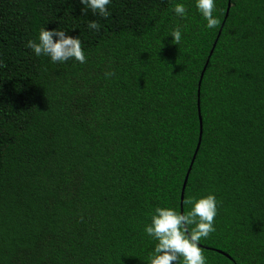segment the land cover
Here are the masks:
<instances>
[{"label": "trees", "instance_id": "16d2710c", "mask_svg": "<svg viewBox=\"0 0 264 264\" xmlns=\"http://www.w3.org/2000/svg\"><path fill=\"white\" fill-rule=\"evenodd\" d=\"M82 8L0 0V264H146L154 208H184L200 80L184 199L214 193L218 211L199 246L264 264V0H216L211 30L194 0ZM42 26L79 36L85 62L35 56Z\"/></svg>", "mask_w": 264, "mask_h": 264}, {"label": "clouds", "instance_id": "9594fccd", "mask_svg": "<svg viewBox=\"0 0 264 264\" xmlns=\"http://www.w3.org/2000/svg\"><path fill=\"white\" fill-rule=\"evenodd\" d=\"M83 5L82 12L90 9L94 15L106 17L107 6L111 0H79ZM196 12L205 21L203 27L215 29L219 20L214 15L216 0H194ZM171 12L180 19L188 15L184 3L176 2ZM88 28L99 30L97 21L89 20ZM181 26L172 28L170 35L173 43L179 45L182 40ZM53 37H56L55 41ZM37 56H45L51 63L75 61L84 63L85 52L81 47L80 37L66 35L61 28L47 30L44 26L38 30L35 39H28L25 45ZM114 73L105 72V77ZM183 210L174 207L156 206L150 216V222L144 225V233L155 243L151 248L146 264H207L199 242L215 232V218L218 211V200L214 193L199 197L189 196L183 201Z\"/></svg>", "mask_w": 264, "mask_h": 264}, {"label": "water", "instance_id": "95a60500", "mask_svg": "<svg viewBox=\"0 0 264 264\" xmlns=\"http://www.w3.org/2000/svg\"><path fill=\"white\" fill-rule=\"evenodd\" d=\"M230 6H231V3L229 2V4H228V9H227V11H226V15H225V19L228 17V14H229V10H230ZM225 21V20H224ZM223 25H224V22H223V24H222V27H223ZM221 27V28H222ZM220 32H221V30H220ZM220 34V33H219ZM206 68V67H205ZM205 68H204V70H205ZM204 72V71H203ZM203 74V73H202ZM201 78H202V76H201ZM200 86H201V80L199 81V89H198V107H199V119H200V134H199V139H198V144H197V147H196V150H195V153H194V155H193V159H192V161H191V165H190V167H189V170H188V172H187V174H186V177H185V180H184V183H183V187H182V194H181V206H182V201H183V199H184V191H185V188H186V184H187V181H188V178H189V174H190V171H191V169H192V165H193V163H194V160H195V158H196V155H197V152H198V150H199V148H200V145H201V141H202V133H203V123H202V117H201V111H200V101H199V94H200Z\"/></svg>", "mask_w": 264, "mask_h": 264}]
</instances>
